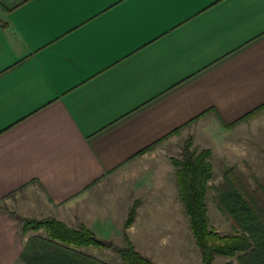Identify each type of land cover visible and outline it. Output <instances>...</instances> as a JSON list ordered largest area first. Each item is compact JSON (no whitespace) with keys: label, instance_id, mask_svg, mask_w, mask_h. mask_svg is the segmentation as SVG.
<instances>
[{"label":"crops","instance_id":"obj_1","mask_svg":"<svg viewBox=\"0 0 264 264\" xmlns=\"http://www.w3.org/2000/svg\"><path fill=\"white\" fill-rule=\"evenodd\" d=\"M262 105L264 0H0V264L17 217L117 236L172 138Z\"/></svg>","mask_w":264,"mask_h":264},{"label":"trees","instance_id":"obj_2","mask_svg":"<svg viewBox=\"0 0 264 264\" xmlns=\"http://www.w3.org/2000/svg\"><path fill=\"white\" fill-rule=\"evenodd\" d=\"M264 105L229 125H235L255 116ZM191 138L184 142L180 159H171L177 194L189 221L201 264H212L215 257L235 259L237 264H264V185L256 180L254 185L235 166L222 174V183L216 188L215 205L230 222L236 235H220L209 228L206 196L212 177L210 150L198 154L191 151ZM138 201L129 208L122 226L124 246L98 238L84 226L69 228L54 218H18L19 231L26 238L19 256L21 264H108L80 249H108L123 264H154L135 250L127 236V229L134 222ZM32 231L35 234L28 237ZM40 233H43L40 235ZM227 264H232L228 262Z\"/></svg>","mask_w":264,"mask_h":264},{"label":"rangeland","instance_id":"obj_3","mask_svg":"<svg viewBox=\"0 0 264 264\" xmlns=\"http://www.w3.org/2000/svg\"><path fill=\"white\" fill-rule=\"evenodd\" d=\"M207 126L209 127L210 124L207 123ZM211 129L214 132H210L209 135L201 133L194 138L193 136L184 139L182 137L172 138L165 149L164 160H160L157 165L162 166L164 161L167 164L170 163L169 174L167 171L165 172L166 178L172 177L175 182L171 159H180L187 138H191L190 150L196 154L203 147H205L203 149H209L212 153L211 158L207 160L212 165V177L208 182L210 190L206 196L209 228L223 236L236 235L237 233L231 227L230 222L216 208V188L223 181V172L231 166H235L247 177L251 186L254 185V180L264 185V108L255 116L248 118L227 132L218 131L220 133L215 135L216 126L212 125L209 130ZM142 170L143 168H141V172ZM147 173L148 167L146 165L142 175ZM173 185L176 187V183L172 184V187ZM135 201L139 202L136 216L126 233L137 252L154 264H201L200 253L195 246L189 221L177 192L173 196H165L161 199L134 200L131 206ZM120 231L117 236L112 233L110 239L104 238L103 240L124 246L122 228ZM80 251L108 264H123L120 258L108 249L88 247L82 248ZM228 262L237 264L235 259L223 257H215L212 264H227ZM18 264L21 263L18 261Z\"/></svg>","mask_w":264,"mask_h":264}]
</instances>
